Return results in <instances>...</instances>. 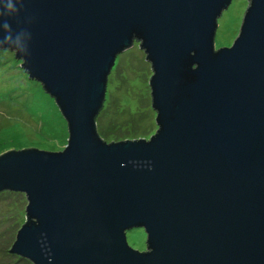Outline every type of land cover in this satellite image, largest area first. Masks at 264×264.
I'll list each match as a JSON object with an SVG mask.
<instances>
[{"label":"water","instance_id":"water-1","mask_svg":"<svg viewBox=\"0 0 264 264\" xmlns=\"http://www.w3.org/2000/svg\"><path fill=\"white\" fill-rule=\"evenodd\" d=\"M231 1L25 0L29 55L0 50L54 99L68 137L60 151L0 153V193L27 202L10 254L31 264H264V0H248L232 44L216 48ZM134 43L152 72L158 128L107 142L96 117L116 58ZM133 228L144 229V250L128 244Z\"/></svg>","mask_w":264,"mask_h":264},{"label":"rangeland","instance_id":"rangeland-1","mask_svg":"<svg viewBox=\"0 0 264 264\" xmlns=\"http://www.w3.org/2000/svg\"><path fill=\"white\" fill-rule=\"evenodd\" d=\"M247 6L248 0H232L222 12L217 20L216 48L232 44ZM118 59V67L115 71L113 67L108 76L106 99L110 92L111 96L101 126L103 130L113 131L120 137L115 141L148 134L147 115L143 114V110L151 109L148 80L152 72L138 43L118 55L116 62ZM13 64L0 62V153L29 147L60 151L68 135L67 124L59 108L54 99L46 96L41 84L28 79L26 75L25 81L19 78L21 82L15 83L16 75H11L13 71L10 72L8 68ZM131 107L138 109L137 114L130 112ZM151 111V117L155 119V112ZM131 122H134L133 130L129 128ZM129 134L135 137H124ZM26 204V198L20 192L0 194V264H14L15 255L8 250L24 222ZM126 239L134 249H145L146 233L143 228L128 230ZM22 259L15 264H31Z\"/></svg>","mask_w":264,"mask_h":264},{"label":"clouds","instance_id":"clouds-1","mask_svg":"<svg viewBox=\"0 0 264 264\" xmlns=\"http://www.w3.org/2000/svg\"><path fill=\"white\" fill-rule=\"evenodd\" d=\"M24 6L25 0H0V49L13 50L21 57L29 55V43L32 39L30 31L20 26L21 21L19 18ZM13 21L17 24L16 29H13ZM25 22L31 23V19L26 18ZM154 133L155 131L152 134Z\"/></svg>","mask_w":264,"mask_h":264},{"label":"trees","instance_id":"trees-1","mask_svg":"<svg viewBox=\"0 0 264 264\" xmlns=\"http://www.w3.org/2000/svg\"><path fill=\"white\" fill-rule=\"evenodd\" d=\"M116 59H117V58H116ZM0 62H2V64H4V63H8V62H13V63H14L13 66H9L8 68H9V71H10V72H11V70L13 71V72H11V75H16V77L14 78L15 83L21 82V81L19 80V78L22 80V82L25 81V75L28 77V75L24 72V70H23L22 68H20V66H19L20 61H18V60H16V59L14 58L13 53H11V52H9V51H7V50H0ZM118 65H119V59H118L117 62L115 61L114 71L116 70V68L118 67ZM28 79H29V78H28ZM30 80H31V79H30ZM32 81H34V80H32ZM42 89H43V88H42ZM44 93H45V91H44ZM45 94H46L47 97L49 96L47 93H45ZM110 96H111V92L109 93L108 99H105L103 109L101 110V112L99 113V115L96 117V124H97V127H98V124L100 125V128L98 127V128H97V131H98L100 137H101L103 140L107 141V142L115 141L116 138H117V139L120 138L119 136L115 135V133H113V131L103 130V128H101L103 118H104V116H105V114H106V112H107V109H108V104H109V101H110ZM49 97H50V96H49ZM49 97H48V98H49ZM50 98H51V97H50ZM52 99H53V98H52ZM137 110H138V109L131 107L130 112H131V111H132V112L134 111V112L137 114ZM122 111H123V109H122ZM151 113H152V111H151V109H149V108H146V109L143 110V114L147 115V125H148V128H149V132H148V134H145V135H143V134H138V135H137L138 138H148V137H149V136L155 131L156 126H155V123H154V118L151 117V116L153 115V113H152V115H151ZM133 126H134V122H131V124L129 125V128H130L131 130H133ZM119 127L121 128L122 126H119ZM113 128H114V126H113ZM113 128H112V129H113ZM67 135H68V133H67ZM133 135H134V134H132V135L129 134V135H126V136H124V137H130V138H133V137H135V136H133ZM67 137H68V136H67ZM124 137H123V138H124ZM65 142H66V141H65ZM63 144H64V143H63ZM36 148H38V147H36ZM20 149H21V148H20ZM39 149H46V148H45V147H39ZM15 150H18V149H15ZM46 150H50V149H46ZM54 150H55V149H52V151H54ZM60 150H61V149H60ZM6 192H8V191H4V192H2V193H0V194H5ZM140 250H142V249H140ZM14 259H15L14 264H15L16 262H19V261L23 260L22 258H20V257L17 256V255L14 256Z\"/></svg>","mask_w":264,"mask_h":264},{"label":"flooded vegetation","instance_id":"flooded-vegetation-1","mask_svg":"<svg viewBox=\"0 0 264 264\" xmlns=\"http://www.w3.org/2000/svg\"><path fill=\"white\" fill-rule=\"evenodd\" d=\"M228 46H230V45H228Z\"/></svg>","mask_w":264,"mask_h":264}]
</instances>
